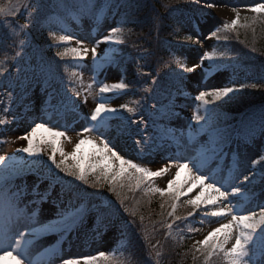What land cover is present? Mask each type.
<instances>
[{
  "label": "snow or ice",
  "instance_id": "obj_1",
  "mask_svg": "<svg viewBox=\"0 0 264 264\" xmlns=\"http://www.w3.org/2000/svg\"><path fill=\"white\" fill-rule=\"evenodd\" d=\"M193 2L200 3V0H193ZM107 6L113 9L133 7L130 0H108ZM22 7L26 10L24 13L19 12ZM48 7L49 5H45L43 0H32L30 4L25 0H16V2L8 0L6 5L0 4V18H3L0 20V29L6 27L10 30L0 33V45H4L14 37L19 40L20 47V50L11 57L13 71L8 72L7 75L4 71H0V94H2L0 101L7 99L12 107L26 106L24 98L33 84L43 85L42 90L45 95L57 102L55 105L57 113L62 116L72 114L73 118H76L81 95L80 89L78 87L69 89L64 84L63 76L58 74V63L53 64L46 61L35 63L37 56H40L41 61H43V57L41 50L32 42L30 26L41 31L47 28L54 42L71 43L74 39L67 33L56 35L55 26L52 23L53 17L45 12ZM54 7L59 9L68 6L63 3V0H58ZM74 7L80 12H87L92 8V4L90 0H80ZM214 7H217L214 0H205L203 9ZM203 9L198 10L201 19L205 15ZM246 10L255 14L250 18V22L241 24V10L234 7L235 19L231 23H225L224 30L232 32L239 26L246 29L252 28L254 31L255 25L264 24V2H257ZM184 11L182 8L172 7L167 16L155 14L151 21L153 29L159 32L163 22L172 19L175 23L174 31L184 30L189 33L198 31L199 22L192 16L185 17ZM18 13L22 16L27 15L28 23L18 25L15 20L8 19ZM94 19L97 23L99 22L98 17H94ZM243 19L249 20L248 17ZM133 22L131 14L125 12L118 26L112 27L102 38L96 39L93 46L88 47L83 41L75 40L77 47H72L64 52L57 51L56 55L64 59L70 52L75 60L84 61L91 54L93 57L91 68L94 72L105 66L117 65L119 50L113 46L125 43V28ZM218 32L219 29L212 31L208 38L215 37L217 40L228 38L227 36L221 37ZM186 39L196 44L200 43L199 40H193L192 35H188ZM101 44L108 47L101 50ZM205 61L208 62L207 66H205ZM235 64L234 58L224 53L218 55L211 51L203 53L199 62L194 66H182V72L175 70L169 72L167 86L163 82L153 79L151 73H143L142 75L148 77L145 83L150 86L143 87L145 96L141 100L135 101L136 107H130L128 104H124L120 108L110 106L108 94L126 92L130 85L123 81L105 83L96 80L93 75L92 79L98 85L96 94L99 96V101L90 115L83 117L84 124L81 135L84 138L79 139V142L75 144V150L70 154L60 146L61 138L66 136L65 131L54 130L53 127L46 126L48 122L43 119H40V122L33 121L30 131L19 137L20 140L27 142V146L18 151L26 154L27 157L46 156L47 160L43 163L50 167L41 173L35 167L42 162L39 159H21L17 164L15 156L0 155V253H2L0 260L10 258L15 264H25L29 245L32 243V239L39 234V229L35 227L37 212L45 201L49 202L45 210L55 217L46 227L67 234L77 225H82L85 211H90L85 210L82 204L76 206L72 201L96 199L105 201L109 208L111 220L106 226L121 227L131 230L133 233L139 231L145 242L149 244L150 250L153 248L150 231H155L157 224L166 228L168 235L171 236L176 229L183 230L181 224L185 222L191 224L192 221L189 218L195 216L202 208L205 209L202 212L204 217H228V222L218 221L220 226L215 227L203 240H198L193 246L194 264L198 260L197 254L204 258V264H249L251 259L249 245L253 243L257 229L264 226V204L257 205L259 211L255 208L246 209L245 205L254 200L252 186L256 180L264 182V168H261L259 172L253 169L251 175L245 174L242 179L237 176L236 179H240V185L243 186L217 180L216 177L201 171V168L204 159L223 154V148L229 139L227 133L217 126L218 109L212 108L210 105L222 100L224 103H228L230 100L236 99L238 94L244 93L246 89L264 86V74H261L256 83L243 82L237 87L234 86L235 82L230 81L227 86L201 90L194 97V100L200 104L197 106L196 114L191 118L195 122V127L192 125L189 127L197 135L204 134L208 137L207 142L199 149L204 159L179 157L185 162L177 165L178 171L175 173V179L168 182L166 190L150 185L154 177H160L168 170L166 167L159 171H152L148 167L142 166L141 163H134L131 158L125 159L113 150L115 145L110 147L112 141L107 136L110 120L116 118L122 123L126 122L123 124L125 130L130 129L134 124L143 125L145 129L151 126L153 129L148 135L143 132L137 133L140 136V139L135 140L138 156L171 151L173 144L176 145V152H179L181 146L178 138L171 133V130L161 126L159 121L179 116V113L175 111L177 107L175 97L183 91L182 85L185 80L183 73H193L198 68H202V75L208 76L210 73L234 68ZM84 67L87 68L88 65ZM71 75L76 77L79 73L73 72ZM69 83L75 84V81H69ZM69 91H71V95H69ZM92 91V85H89V94ZM148 100L153 101L150 107L146 103ZM163 100H166L167 103H164ZM3 110L9 111V106L6 105ZM125 112L129 115L125 116ZM138 112L142 117L145 116V113L147 116L144 119H133ZM17 114V112H13V116ZM145 119L148 120V123H145ZM9 123V120L0 119V125ZM260 128L264 132V111L261 112ZM38 134H40V138L37 143ZM92 134H95V140L89 138ZM102 136L105 139L101 140ZM168 141H172V143L170 144ZM85 145H91L90 153L82 152ZM176 152L173 153L172 158H177ZM57 154L60 157L59 160ZM69 161L73 163L69 164ZM185 170H188L190 175L183 184H180L178 182L181 173ZM26 172H35L37 180L31 185H13L15 178L23 176ZM61 173L63 176L60 175ZM45 182L47 183L45 184ZM9 185L12 187L10 188ZM42 185H44L43 188ZM57 186L60 189L58 192L54 191ZM89 188L96 191L90 192ZM196 188L200 189L199 194L194 198L190 197L181 205V197L187 196ZM137 193H142L144 197L148 198L158 193L160 197L165 198L164 203L161 204V219L158 222L153 223L149 216V223L146 224L145 215L129 204L130 200L135 199ZM65 196L69 198L67 206H65ZM111 197L115 199L113 200ZM178 207H186L187 214H179ZM95 211L99 213L100 209L95 208ZM123 213H127L128 217L125 218ZM189 231L198 232L200 229L192 227L189 228ZM260 240L261 254L264 255V231L260 232ZM229 245L231 246L229 247ZM158 247V245L155 246L156 249ZM156 254L160 255L158 250ZM97 259L107 260L108 258L102 253L100 257L90 256L83 261L67 258L63 260L62 264H95ZM28 264H31L30 260ZM252 264L255 262L253 261Z\"/></svg>",
  "mask_w": 264,
  "mask_h": 264
},
{
  "label": "rangeland",
  "instance_id": "obj_2",
  "mask_svg": "<svg viewBox=\"0 0 264 264\" xmlns=\"http://www.w3.org/2000/svg\"><path fill=\"white\" fill-rule=\"evenodd\" d=\"M90 0L92 7H96ZM96 1V0H95ZM106 0H98V8L101 7L99 13V22L96 20L82 21L81 26L75 19H68L67 22L56 18L53 24L56 35L69 34L73 36L71 43L58 42L57 48H60L63 52L72 47H77L75 40H81L86 46H93L96 39L102 38L104 34L109 32L112 27L118 26V16L120 8L108 7ZM193 1V0H191ZM205 0H200V3H194L199 8L203 9ZM257 2H264V0H214L217 7L212 9H203L205 11L204 17L194 20L199 22V29L194 33L180 31L179 44L174 45L173 49L176 53V66H173L172 71L182 72V66L192 67L199 62L201 56L205 52L214 51L218 55L221 53L231 57L230 51L226 45L225 39L217 40L215 37L209 39L211 32L219 29L218 34L221 36V32H224V24L231 23L235 19V11L233 8L241 10V17H248L249 19L255 14L248 12L246 9L254 6ZM96 3V2H95ZM187 17V16H185ZM188 35L193 36V40H199L200 43L196 44L186 39ZM223 37V36H221ZM120 45H114L119 50ZM107 45L101 44L100 49L107 48ZM69 55L72 57L71 53ZM93 57L91 54L87 60L77 61L72 57L69 62L73 72L79 73L78 76L71 78L69 81H75V84H70L71 89L78 87L81 91L79 97V108L77 110L78 115L73 118L72 114L62 116L57 113L55 105L56 101L50 96H46L42 90L43 85L33 84L31 90L25 96L26 106L12 107L9 105L7 99L0 101V119L9 120L7 125H0V155L6 157L15 156L17 158V164L21 159L23 160H41L42 162L35 167L41 173L45 172L47 167L43 161L47 160L46 156L39 158L27 157L26 154L20 153V148L26 147L27 142L19 139L21 135L27 134L33 126V121L40 122V119L47 121L49 127H53L54 130H61L66 132V136L61 138L60 146L63 147L66 153H71L75 150V144L79 142V139L84 138L82 133V125L84 124L83 117L90 115L94 110L96 104L99 101L98 85L93 81L92 77L95 75L96 80L103 81L105 83H118L124 81V74L118 64L114 66H105L101 69L92 70ZM40 56L36 57L35 63H42ZM207 66V61L204 62ZM79 64V66H77ZM88 65L87 68L84 66ZM202 68H198L193 73H183L185 80L182 85L183 91L175 97V103L177 105L175 111L179 113L178 117L170 120L159 121L160 125L164 128L171 130V133L176 136L181 146L180 151L176 152V145L173 144L172 150L168 152H154L152 154H146L143 157L138 156V148L135 146V140L140 139L137 134L143 132L148 135L153 131L151 126L147 129L143 125H132L130 129L125 130L123 124L119 119L113 118L110 120V127L107 129V136L111 139L114 151H117L125 159L131 158L134 163H141L142 166L148 167L152 171H159L161 168H167L168 170L160 177H154L150 182L151 187L167 189V184L170 180L175 179V173L178 171L177 165L185 162L179 157H195L204 159L203 155L199 152L201 145L207 142L208 137L204 134L197 135L189 125L195 127V122L191 118L196 114L197 106L200 102L195 101L194 97L199 94L201 90H212L214 88L227 86L229 82H235L234 86H239L240 83H256L261 76V73L257 71L248 70L240 63L234 65V68L226 70H220L215 73H210L208 76L202 75ZM92 85V93L89 94L88 86ZM63 90V89H62ZM6 91V90H5ZM2 95V94H0ZM71 95V91H69ZM110 96V106L120 108L124 104H128L130 107H136L135 101L141 100L132 91H126L123 93L108 94ZM85 97L86 100H85ZM223 101V100H222ZM222 101H218L210 107L218 109L217 126L223 129L229 139L226 146L223 148L222 155L212 156L211 158L204 159L201 171L207 173L209 176L216 177L217 180L225 182L227 184L236 183L240 185V179H236L237 176L247 174L251 175L252 170L259 172L263 166H257L258 160L264 161V132L261 128H256L243 138V132L240 139H235L232 136V129L237 126L235 124L238 120H235L233 115H230L218 106ZM153 101L148 100L146 103L151 105ZM167 103L166 100H163ZM9 106V111H4L5 106ZM13 112L18 114L13 116ZM128 116V113H124ZM147 116H140L139 112L133 119H144ZM145 123L148 120L145 119ZM244 129V126H243ZM40 134L37 137V143L39 142ZM89 138L95 140V134H92ZM101 140L105 137H100ZM172 143V141H168ZM91 152V145H85L82 152ZM176 152L177 158H172L173 153ZM57 159L60 157L57 154ZM73 163L69 161V164ZM26 167V166H25ZM29 173L24 177H16L13 181V185L24 184L31 185L37 180L35 172ZM190 175L188 170L181 173L180 181L178 183L183 184L184 180ZM255 179V178H254ZM47 182H45L46 184ZM264 183V182H263ZM262 182L256 180L252 186V193L254 194V200L252 203L245 205L246 209L257 208V205L264 204V189H260ZM243 186V185H240ZM11 188L12 185H9ZM44 185H42V188ZM59 186L54 191H59ZM200 192L199 188L193 190L187 196L181 197L180 203L184 204L190 197L194 198ZM154 197L164 200L165 198L160 195L153 194ZM68 197L65 196V206H67ZM73 204L76 206L83 205L85 210V219L82 225H77L73 230L67 234L62 233L56 229H49L46 227L52 219L55 217L48 213L45 209L49 205L48 201H45L40 205V210L37 212L35 227L39 229V234L32 239V243L29 245L27 253L28 261L31 264H62L64 259L73 258L83 261L90 256L100 257L103 253L108 259H97L95 264H102L108 260L118 256L123 249L124 233L121 227L106 226L109 224L111 218H108L106 222L98 219V213L95 211L96 199H89L84 201L73 200ZM95 206V207H94ZM205 209H201L196 214V223L191 225L192 227L199 228L200 231L185 232V237H189L190 244L193 247L198 240H203L206 235L212 231L215 227L220 226V222H228V217L213 218L204 217L202 212ZM195 217V216H193ZM203 221V223H201ZM103 227H102V226ZM264 226L258 229H263ZM257 229V230H258ZM261 240L258 233L254 236L253 243L249 245L250 257L249 264L254 261L255 264H264V255L261 254ZM231 245H229L230 247ZM2 254V253H0ZM0 264H15L10 258L0 260Z\"/></svg>",
  "mask_w": 264,
  "mask_h": 264
},
{
  "label": "trees",
  "instance_id": "obj_3",
  "mask_svg": "<svg viewBox=\"0 0 264 264\" xmlns=\"http://www.w3.org/2000/svg\"><path fill=\"white\" fill-rule=\"evenodd\" d=\"M77 0H63L67 6L75 3ZM16 2V0H14ZM26 3H31L32 0H25ZM45 5H49L45 12L49 13L53 20L57 15L62 14L60 9L55 8L58 0H43ZM133 3L132 15H134L133 23H130L125 28V43L120 45V52L123 57V68L125 72L126 83L130 85L129 89L143 93V87L149 85L145 83L148 80L143 73H151L153 79L158 82H163L165 86L169 84L167 74L171 71L170 67L175 64L173 51L170 50L168 43L175 39L176 31H174L175 23L172 19L164 21L160 31H156L152 26V17L159 13L161 16H167L172 7L182 8L187 13H199L196 6L189 0H130ZM8 0H0V4L6 5ZM74 14L81 17H93L92 13L80 12L72 8ZM26 10L22 7L19 12L24 13ZM123 16V15H122ZM3 18H0L2 20ZM9 20H15L17 24L28 23L27 15L19 13L14 17H9ZM250 22L241 20V24ZM31 39L36 44L40 45L43 53L48 58V62L59 64V75L66 79L68 67L66 65V57L61 59L56 55L57 50L54 48V42L47 31L31 28ZM10 31L6 27L0 29V33ZM227 36L228 47L231 54L238 61L243 62L248 67L253 69H261L264 72V24H257L252 28L237 27L232 32L223 33ZM15 40V43H13ZM19 40L16 38L9 39L4 45H0V71H6L12 68L11 57L19 51ZM152 54V55H150ZM144 56V57H142ZM154 75V76H153ZM219 108L224 112L233 115L235 118H245V124L250 123V118L260 117L264 111V86H258L255 89H247L244 93L238 94L237 98L230 100L228 103L218 104ZM259 118V119H260ZM63 176V174H60ZM78 183V182H77ZM264 186V185H261ZM88 191H96L89 188ZM110 196V194H107ZM111 199H115L111 197ZM164 200L154 197H144L142 193H137L135 199L130 200L129 204L138 209L139 212L145 215V223L148 224V217H151L153 223L161 219L162 211L161 204ZM167 209V205L165 206ZM103 210H109L108 206L102 207ZM170 210V209H168ZM186 207H178V213L181 215L187 214ZM122 212V210H121ZM125 218L127 213H123ZM181 223V222H179ZM188 223H183L184 228ZM263 229H258L257 233ZM129 246L122 256L106 261L102 264H194L190 240L180 237L175 231L172 235H168V231L163 226L157 224L155 231H150L152 250L149 244L145 242L144 237L139 231L132 232L128 230ZM158 245V249L155 246ZM159 251L160 255L156 252ZM196 264H204V258L199 257Z\"/></svg>",
  "mask_w": 264,
  "mask_h": 264
}]
</instances>
